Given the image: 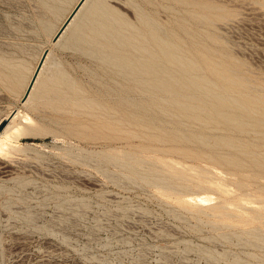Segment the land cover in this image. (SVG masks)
<instances>
[{"label":"rangeland","instance_id":"obj_1","mask_svg":"<svg viewBox=\"0 0 264 264\" xmlns=\"http://www.w3.org/2000/svg\"><path fill=\"white\" fill-rule=\"evenodd\" d=\"M69 1L56 0L51 13L39 0H0V56L18 64L21 78ZM213 1L224 4L217 13L226 18L204 26L211 38L191 39L177 25L184 14L178 0H106L136 25L139 12L163 21L197 60L196 40L206 45L208 60L229 65L264 94V0ZM183 27L200 30L193 22ZM51 54L94 100L77 107L49 96L47 106L20 107L29 128L0 137V264H264V246L250 235L264 236V164H225L219 157L233 150L214 144L222 135L264 152L254 133L195 121L163 92L128 114L104 93L92 58L61 45ZM50 69L42 81L53 88ZM11 88L0 87V120L20 105L23 89ZM151 174L161 180L147 181Z\"/></svg>","mask_w":264,"mask_h":264},{"label":"bare ground","instance_id":"obj_2","mask_svg":"<svg viewBox=\"0 0 264 264\" xmlns=\"http://www.w3.org/2000/svg\"><path fill=\"white\" fill-rule=\"evenodd\" d=\"M55 1L39 0L40 6L51 13L56 12ZM229 2L227 0L226 3ZM178 3L184 6V14L177 25L182 29L181 33L191 39L201 34L211 38L212 34L204 26L214 25L217 20L226 18L217 13L224 5L217 1L178 0ZM67 5L68 13L60 14V25L27 78L18 75V64L13 59L0 56V87L11 90L12 85H18L23 89L21 95L16 92L20 96V105L14 106L0 120V137L11 129L27 130L29 126L26 121L20 120V107L39 109L47 106L49 96L66 105L92 106L94 99L86 95L61 62L52 57V47L61 45L75 49L101 66L99 84L104 87V93L114 96L118 105L128 106V114L134 115L137 108L151 105L157 92H163L169 97L162 99H166L171 106H177L185 116L238 132H252L257 136L256 142L264 147V94L257 90L256 84L238 75L229 65H223L213 58L208 60L209 57H205L207 53L203 51L208 49L206 45L196 40L195 46L199 51L197 58L200 59L197 60L189 55L177 32L150 14L139 12L136 25L106 0H70ZM166 11L175 12L170 6L166 7ZM184 22H193L199 27V32L191 34L183 27ZM46 29L51 31L49 26ZM200 61L207 64L208 74L219 79L208 78ZM47 64L53 68L47 76L53 88L42 81ZM218 83L226 88H217ZM57 84L60 87L55 90ZM41 99H44L42 104ZM107 112L111 116L115 114L113 111ZM182 137L200 143L205 140L201 135L192 136L194 139L185 134ZM214 144L233 150V156L219 157L225 164L236 167L248 163L264 164V152H256L252 148L256 143L249 146L245 143L246 146L221 135ZM133 160L134 163L143 162L141 159ZM127 166L134 168L130 163ZM146 180L154 182L161 180V177L151 174ZM242 183L243 180H240L239 184ZM250 235L256 243L264 246V236L257 232Z\"/></svg>","mask_w":264,"mask_h":264}]
</instances>
